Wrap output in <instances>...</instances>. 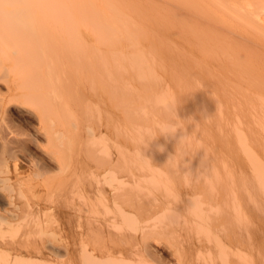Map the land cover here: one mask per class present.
<instances>
[{
	"label": "rangeland",
	"instance_id": "obj_1",
	"mask_svg": "<svg viewBox=\"0 0 264 264\" xmlns=\"http://www.w3.org/2000/svg\"><path fill=\"white\" fill-rule=\"evenodd\" d=\"M100 48L180 50L232 113L264 106V0H0V264H240L225 164H132Z\"/></svg>",
	"mask_w": 264,
	"mask_h": 264
},
{
	"label": "bare ground",
	"instance_id": "obj_2",
	"mask_svg": "<svg viewBox=\"0 0 264 264\" xmlns=\"http://www.w3.org/2000/svg\"><path fill=\"white\" fill-rule=\"evenodd\" d=\"M108 21H106V23L105 22L103 23L107 24ZM112 22H115V21L112 20ZM105 26L106 25L102 24V28ZM106 27H108V24ZM122 27L123 26H121V28ZM100 37H101L100 40H102L104 44L106 43L107 45L108 38L107 37L105 38L103 35ZM116 41L114 42L115 44H117L118 42ZM112 42L113 41L109 40L108 43L114 44ZM149 49L147 50H144V49L126 50L122 48H118V49L117 48L115 49L106 48V49H101L100 52L97 49L98 55L96 57L94 56L92 57L94 59L97 58V60L96 59L95 60L99 62L98 64L101 65L100 69L98 67L96 68V71L97 69L100 71L99 75L101 77L99 78H101V82L107 83L108 85L110 82L115 83V84L120 83L118 84V87L116 88H114L116 86L115 84H114L115 86L113 84H111V86H113L112 87L113 90L115 89L116 99L118 100L119 104L121 105V108L124 109V112L126 114L124 117L123 116L122 117L124 118L123 119V122H125L124 125H126V126L123 125V127H126L125 129L126 132L124 133L126 134V137L128 138V141L131 147L129 148V150L126 151L129 154L130 162L132 161L131 162L132 164L138 163L139 165H141L139 161H142L143 163V161L145 160H149V161L161 160L162 161L166 159H177V161L179 162L186 161V160L195 161L196 159H198V163H201V161L199 162V159L205 162L208 161L210 163L211 162L212 163L213 162L215 163L223 162V164H225V168L224 166H222V168L224 169V174H225V171L227 173L225 176L228 175V178L227 177L225 178L226 180L229 179L228 184H229V187L231 188V191L233 190L232 192L235 194L234 189H236V193L238 192L239 195L242 197V199L240 198V201L238 204L240 205V208H241L240 212L244 213L243 218L240 222H239L240 219H238V221L235 220L237 221V224L241 223L239 225L240 227H238L237 225V228H239V230L236 232H239V235H240L239 237L241 238V242H242V246L240 244L238 246V247L241 246V248L240 249L238 248L239 250L237 251L238 253L237 260H239L240 264H264V159H263L264 156L263 158L261 157V151H260V146H261L260 144L264 140V115H263L264 112L262 110L264 109V106L260 104L253 106L251 104L252 107L250 109L248 108L249 109L248 111L244 109L245 107H243L244 109L243 110L242 106H244V103L241 102L240 104H238L237 103L238 96H235V98H237V100H235L237 101L236 102L237 111L235 110L236 112L232 113L229 103L228 101H226L228 98L224 100L226 93H224L225 96L222 93L223 95L222 98L223 97L224 98L222 100L220 99L221 98L220 97L218 99L220 101L218 102V100L216 99L218 98V96L217 94L213 93L214 87L212 88V84L211 83L205 84L203 82H200L201 78H200L199 72L196 71V73H198L197 75L195 73L193 74L190 68L191 66L189 64H182V60L179 56V52H177L180 50L175 51V50L169 49L168 51H163V52L160 50L161 51L160 52L158 49H153V48L150 50ZM88 50L90 51V49ZM91 50H96V49H91ZM87 52L88 51H86V53ZM91 53L94 54V52H91ZM89 56L91 57V55ZM84 57L86 58L87 55ZM193 60L195 61V59ZM97 62H95V64H97ZM194 66L195 65H193V67ZM191 72L193 75L192 78L190 77ZM121 84L123 86H119ZM244 86L245 88H242L241 94L246 95V93H248L249 91L247 92V91H244L243 89L247 90L248 88L249 90V87L246 88L247 85H244ZM233 88L234 87L232 86V89H231V86H230V89L234 91ZM223 89H226V87ZM235 89H236V86H235ZM238 90H241V89H238ZM243 91L246 93H243ZM238 92H234V93L232 92V93L236 94ZM252 93H254V90L252 91ZM213 94H215L216 96L215 95L213 96ZM261 94L264 97L263 93ZM249 96L250 95H247L246 99H249L250 98ZM239 97H241V95ZM254 97L256 96L254 95L253 98ZM263 97H260L261 101ZM254 100L256 101L257 99H254ZM244 102L247 103V101L245 100ZM247 104H249V102ZM234 105L235 104H233L232 106L235 107ZM120 128H122V125ZM243 154L246 156V158L248 157V159L252 158V161L245 162ZM262 154L264 155V153ZM205 162L203 164H205ZM81 163L84 164V162H81ZM73 164L76 165L74 162ZM119 164H122V162ZM129 164L130 163H128V165ZM115 166H119V165H115ZM129 166H132V165L130 164ZM82 167H81V170H82ZM141 169H144V168L141 167ZM123 183L124 182L122 181L120 185H123ZM133 185H137V184L134 183L132 184V186ZM118 186H119V183H118ZM124 186L125 185H123V187ZM123 187L119 186V188H123ZM227 189L229 190V188ZM132 190L131 192H133ZM105 193H106V190H105ZM229 194H230V191H229ZM234 194H233V197L235 198ZM133 196H136V195H133ZM136 198L137 196L135 197V199ZM234 198H232V200ZM235 201H236V198H235ZM101 204L103 203L101 202ZM118 205H122V204L120 203ZM239 205H237L238 207L236 206V208H239ZM108 206H111V205H107V207ZM122 206L121 208L120 206H118L119 208L117 211L121 210ZM114 207L116 206L114 205ZM125 207L122 212L123 214H125L126 212ZM134 207L136 206L134 205ZM105 209L108 210L107 208ZM133 209H136V208H133ZM106 210H103V213H100L101 212L100 211L99 215L102 217L101 214L103 215L105 213L107 214V212H105ZM109 210H108L109 211L108 214L109 213L113 214L111 208ZM242 210H244V212ZM141 211H143V209ZM240 212L236 214H239ZM116 213L117 212H115V217H117ZM131 213L133 214L134 212L131 211ZM236 214L235 215L233 214L235 216V219H237L241 215L239 214L238 216ZM134 217L136 216H133V218ZM121 218H123L122 214H121L120 219ZM139 218H141V216H139ZM152 218L153 216L150 218V220ZM129 219L126 220L127 223L128 221L131 222V220ZM148 219L149 217L146 218L145 220H148ZM115 220L117 219L115 218ZM118 221L120 220L118 219ZM233 221H234V218H233ZM123 222L125 221L123 220ZM123 222H120V223L122 224ZM135 226H136V223H135ZM154 226L155 225H153V227ZM132 228H134V225L132 226ZM128 229H131V227ZM139 230H141L140 226H139ZM132 231L133 232L137 231V229L132 230Z\"/></svg>",
	"mask_w": 264,
	"mask_h": 264
}]
</instances>
